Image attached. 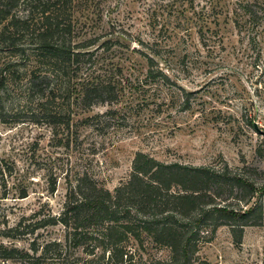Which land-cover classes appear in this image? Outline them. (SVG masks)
I'll return each instance as SVG.
<instances>
[{
    "label": "rangeland",
    "instance_id": "obj_1",
    "mask_svg": "<svg viewBox=\"0 0 264 264\" xmlns=\"http://www.w3.org/2000/svg\"><path fill=\"white\" fill-rule=\"evenodd\" d=\"M247 3L264 16V0H73V44L95 45L79 50L86 56L76 73L53 81L50 108L66 123H51L43 95L26 92V69L0 105V245L32 256L9 264H64L52 252L45 258L53 243L70 258H93L65 246L66 228L56 223L69 190L87 174L114 194L139 152L165 164L228 169L255 191L235 186L233 197L251 200L224 197V204L264 211V18L253 23ZM18 14H27L23 6ZM97 84L114 87L117 98L86 106L84 89ZM17 226L25 235L3 236ZM143 240L130 245L135 264L170 260V249ZM201 256L264 264V227H245L238 244L221 226Z\"/></svg>",
    "mask_w": 264,
    "mask_h": 264
},
{
    "label": "trees",
    "instance_id": "obj_2",
    "mask_svg": "<svg viewBox=\"0 0 264 264\" xmlns=\"http://www.w3.org/2000/svg\"><path fill=\"white\" fill-rule=\"evenodd\" d=\"M22 6L27 14L21 17L18 12ZM245 9L253 23L264 18L255 4L247 3ZM72 14L73 0H0V105L2 97L12 92L10 85L21 80L22 69H26L31 74L26 92L43 95L45 102L40 108L51 123H66L53 116L50 108L57 95L53 81L58 75L70 77L76 73L81 58L86 56L79 50L95 45L93 40L73 44ZM37 15L40 22L35 23ZM153 64L151 60V75L155 76ZM37 71L44 74L37 75ZM158 74L165 76L161 71ZM107 98H117L111 85H88L84 89L86 106L106 102ZM235 186L252 194L255 191L253 184L238 175L231 176L228 169L219 172L208 167L165 164L139 152L129 180L114 194L87 174L79 176L69 190L65 210L56 223L66 228L65 246L81 249L93 258H70L60 243L48 244L45 258L52 252L59 258L64 256V264H135L130 245L135 242L143 247L145 235L171 251L169 261L151 264H211L201 256V250L212 242L219 227L230 226L238 244L245 227H264L261 206L246 211L224 204L222 198L233 197ZM251 197L233 198L248 203ZM3 233L8 238L25 235L20 226ZM32 250L38 253L37 247ZM98 251L102 252L100 256ZM31 258L27 252L0 245L2 264L27 263ZM45 258L38 260L44 262Z\"/></svg>",
    "mask_w": 264,
    "mask_h": 264
}]
</instances>
